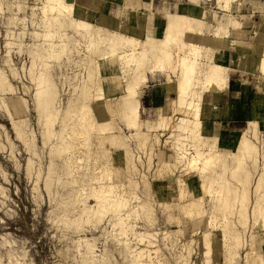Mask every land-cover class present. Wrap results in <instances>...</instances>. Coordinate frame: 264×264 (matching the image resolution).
Instances as JSON below:
<instances>
[{
	"label": "rangeland",
	"instance_id": "rangeland-1",
	"mask_svg": "<svg viewBox=\"0 0 264 264\" xmlns=\"http://www.w3.org/2000/svg\"><path fill=\"white\" fill-rule=\"evenodd\" d=\"M46 1L0 0V264H137V258L145 264H260L264 139L258 121L251 120L246 129L254 149L236 167L235 178L236 161L225 153V179L234 185L235 205L227 215L216 211V188L203 195L201 176L190 174L181 157L196 148L179 127L182 113L176 104L166 105L168 97H178L179 69H147L134 96L141 106L140 125L129 126L124 98H131L127 85L135 62L120 58V50L105 55L106 43L95 52L88 34L100 27L103 35L116 31L144 42L149 29L154 37H163L166 18L142 32L126 33L89 21V9L81 0H66L73 11L49 20ZM199 3L195 17L208 24L198 35L202 54L211 48L217 25L228 27L229 39L215 52L216 62L224 66L222 59L232 48L255 51V72L244 76L264 100L259 68L264 0H237L230 11L218 8L216 0ZM81 20L92 24L91 29L80 28ZM44 80L54 95L39 98ZM16 100L19 105L14 107ZM85 104L90 114L86 119L81 110ZM142 135L147 136L144 145ZM240 136L217 137L211 153L235 150ZM208 138L204 133L198 143L207 151L213 137ZM186 188L192 193L187 199L202 203L189 219L183 211L187 203L181 204L179 196ZM97 192H106L108 204L117 199L121 205L102 212Z\"/></svg>",
	"mask_w": 264,
	"mask_h": 264
},
{
	"label": "bare ground",
	"instance_id": "bare-ground-1",
	"mask_svg": "<svg viewBox=\"0 0 264 264\" xmlns=\"http://www.w3.org/2000/svg\"><path fill=\"white\" fill-rule=\"evenodd\" d=\"M190 1L194 4H197V5L200 4L199 3L200 0H190ZM236 1L237 0H216V3H217L218 8H220L224 11H230L232 3L236 2ZM73 7H74V5L67 3L66 0H47L44 12H45L46 16L47 15L52 16L51 18H49V20H57L58 16L61 15L62 13H64L65 11L72 12ZM54 13H56V14H54ZM69 14H67V15H69ZM70 15L68 16L69 18H71ZM165 17H166V27L164 29L163 37L162 38L154 37L151 33H149V31H150V29H149L144 42H141L135 36H127L124 33H118L116 31H108L107 34L103 35V31L101 32L100 27L95 28L96 31L93 33H90L88 31V34H90L91 43H93V47H94L95 52H97L100 44L106 43V45L108 46V51L106 53H104L105 55L115 56V54H117L118 51L120 50V51H122L120 58L126 59L127 62H131V61L135 62V69L133 70L134 71L133 77H132L129 85H127V88H129V90L131 91V98L127 95L124 98V103H125L124 104L125 105L124 106V108H125L124 109V116H125L127 124L129 126H132V127L138 126L139 127V125H140L141 106H139L135 103L134 96L136 94H138L137 93L138 87L146 78L147 69H150L152 71L153 67L154 68L158 67V70L160 71V69L166 70L167 68H170L174 72H176V70L179 69L180 73L178 75V79L175 81V89H176V93H177L178 97L176 99L168 97L166 100V105H167V107H169L171 105H175V104H176V107L178 106L177 108H179L180 112L182 113L181 122L179 124V127H181L187 133V135L189 137L190 144L196 145L194 153H192L188 156V155H186L187 153L184 152V153H182L181 157L186 160V165L189 167L190 170L188 168L187 169L190 171V174L196 173V174H199L201 176L202 183H201L200 188H201V192L203 195L210 192L213 189V187L216 188V191H215L216 192V195H215L216 198L214 201L215 210L216 211L223 210V213L227 215V214H230L232 212L233 206L235 205L234 200L231 197V194L233 193L235 188L233 187L234 185L231 186V184H230L231 181L227 183V179H225V177H226L225 173L228 170L229 164L227 163L226 158H224V156H225V153L227 152V154H231L234 157L236 163L234 166L235 167L234 170L232 169L233 170L232 174L235 175L233 177V178H235L236 174H238L236 172L237 169H239V167L242 164L243 165L245 164L244 162H245L246 158L253 152V149H254V146L251 143L252 141L249 139V137L245 136V132L248 129L247 130L244 129L245 131L240 136V138L236 144L235 150H222V149H220V150H217V151L211 153V151H213L212 148L214 146L218 145V138L217 137L216 138L211 137L212 138L211 142L210 143L208 142V145H209L208 151L205 150V148H202L200 145H198V143H200V141H202L204 139V133L202 131V126H203L202 113H203V104H204L205 98L209 94V92L216 91V90L220 89L223 85L226 84V81H227L228 68H226V67H224V66H222L216 62L215 52L218 50H223L222 48L225 47L227 39H229L230 29L224 25L218 24L217 27L215 28V31H214L215 40L212 44H210L211 48H206L205 54L203 55L202 51H201L203 46L202 47L200 46L202 43H201L198 35H201L203 29L208 27L207 21L200 19V18H196L193 15L180 14V13H169L168 12L165 14ZM69 20H70V23L73 22L71 19H69ZM77 25H79L80 28L85 29L87 31L91 27L92 24L90 25V24H88V21L86 22L84 20H81V21H78ZM104 31H106V30H104ZM83 35H84V33H83ZM189 35H191V36L193 35L192 36L193 38L191 39L189 37ZM234 41L235 40H232V42H234ZM138 46L141 47L140 51H138ZM103 51L105 52L104 49H103ZM202 57H205V60H206L205 63L201 62ZM259 68H260V71L262 72V74L264 75V51H263V58L261 60ZM1 76H2V73H1ZM167 76H168V78L171 77L170 75H167ZM0 80L2 81V78ZM112 80H114V79H112ZM1 83H4V82H1ZM41 84L42 85L39 87V89H40L39 94H38L39 98L42 95H46L47 97H48V95H54V93H52L53 91H50V89H51L50 83H47V81L44 80V81H42ZM0 86H1V84H0ZM87 90H88V88H87ZM89 93H87V95ZM89 97H91V96H89ZM123 97H124V95H123ZM135 98H137V95L135 96ZM18 105H19V101L16 100L13 106L16 107ZM87 107H89V106H87V104H85L84 106L81 107V110L84 111L83 114H84L85 119H86V117H89L88 115H90L89 112H86L88 110ZM170 111H171V109H170ZM89 119H91V118H89ZM13 124H14V122H13ZM14 126H16V124H14ZM253 132H254V130H253ZM255 132H254V136H255ZM137 134H138V132H137ZM136 136H138V135H136ZM144 137L147 138V136L144 135L142 137V139ZM209 138H208V140H209ZM143 140H142V142H143ZM145 143H146V140H144L143 145ZM210 148L212 149L211 151H210ZM227 148H229V147H227ZM254 152H256V151L254 150ZM236 167H237V169H236ZM263 175H264V173H263ZM101 187H102V185H101ZM107 190H108V188L105 191H107ZM186 190H184V192L182 190L183 194L180 191L181 195H179V196L181 199L180 203L181 202L187 203V205L184 206L183 211H185L186 214H189L188 216L186 215V217H188V219H189L191 217V215L194 214V209L197 211V207H200V204H202V203H199V201H197V200L195 201L194 199L192 200L191 198H190L191 200L187 199L186 194L191 193V191H190V189H187V188H186ZM104 193H106V192H104ZM104 193L99 192L98 194H100V195L97 196L98 201H99L98 203H101V205L103 207L102 212L107 208L108 209L109 208L114 209V208H116V206L119 208V206L121 204L118 202H115L117 199L113 200L112 202L110 201L108 204V200H107ZM191 195H192V193H191ZM196 198H197V196H196ZM241 200H243V199H241ZM117 203L119 205H117ZM180 207H182V206L180 205ZM263 212H262V214H263ZM197 216H198V214H197ZM262 217H263V223H261V224H263V228H264V214L262 215ZM207 245H208V243H207ZM211 250H212L211 246H208L207 247V253H210ZM139 255H140V253H139ZM139 255H137V256H139ZM249 255H250V253H249ZM137 259H138L137 264H145V263L141 262L139 260V258H137ZM209 261H210V259H209ZM146 264H148V263L146 262ZM207 264H212V263L208 262ZM260 264H264V259L261 261Z\"/></svg>",
	"mask_w": 264,
	"mask_h": 264
},
{
	"label": "crops",
	"instance_id": "crops-1",
	"mask_svg": "<svg viewBox=\"0 0 264 264\" xmlns=\"http://www.w3.org/2000/svg\"><path fill=\"white\" fill-rule=\"evenodd\" d=\"M81 4L89 9V21L107 28L118 27L126 33L142 32L148 24L164 23L167 12L196 16L200 11V5L190 0H81ZM262 9L264 12V5ZM257 56L255 51L243 47L232 48L224 55L222 61L228 68L226 84L211 92L203 113L207 136L237 137L251 120H257L264 139V100L244 76L255 72Z\"/></svg>",
	"mask_w": 264,
	"mask_h": 264
}]
</instances>
